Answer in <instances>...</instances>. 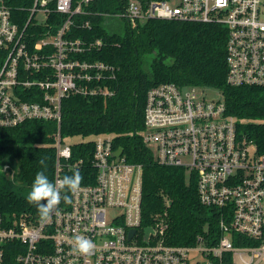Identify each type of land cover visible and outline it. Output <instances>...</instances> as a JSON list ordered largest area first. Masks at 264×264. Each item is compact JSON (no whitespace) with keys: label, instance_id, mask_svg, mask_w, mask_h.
<instances>
[{"label":"built area","instance_id":"obj_1","mask_svg":"<svg viewBox=\"0 0 264 264\" xmlns=\"http://www.w3.org/2000/svg\"><path fill=\"white\" fill-rule=\"evenodd\" d=\"M50 1L36 0L24 28L0 3V50L7 53L0 69V128L55 122V183L67 165L78 170L82 164H69L72 147L61 135L63 99L73 93L112 98L109 83L116 69L74 58L102 48V40L87 45L66 38L75 16L95 15L90 6L97 0L76 5L57 0L55 11L66 17L64 23L32 42L27 29L33 19L36 26L47 24ZM101 15L131 25L150 20L222 24L229 39L227 83L264 87V0H127L121 11ZM84 27L91 29V22ZM197 89L174 83L152 87L144 142L160 165L194 175L200 203L217 221L216 245H207L204 236L194 246L168 245V223L143 226L142 166L129 163L124 153L115 156V137L102 135L95 138L96 183L71 194L70 204L62 200L48 222L27 215L5 220L0 214V264H264V156L238 133V120L227 114L223 98L207 100ZM146 228L154 230L148 240ZM75 235L92 240L91 254L73 252Z\"/></svg>","mask_w":264,"mask_h":264},{"label":"trees","instance_id":"obj_2","mask_svg":"<svg viewBox=\"0 0 264 264\" xmlns=\"http://www.w3.org/2000/svg\"><path fill=\"white\" fill-rule=\"evenodd\" d=\"M56 1L47 5L51 12L45 26H36L34 19L29 25L27 32L33 35V43L50 29L57 32L64 23L66 17L55 11ZM80 1L74 0L73 4ZM126 1L97 0L90 6L95 15L75 16L66 35L87 45L102 40V48L76 54L74 58L81 62L102 61L116 69V78L109 83L115 91L112 98L73 93L62 101L63 141L93 138L71 145L69 164L82 161L78 169L83 177L81 186L95 184V138L113 135L115 148H123L126 160L143 169V226L155 227L158 221L168 223L165 234L168 245L194 246L201 236L207 238V245H216L217 221L211 217L212 211L200 203L194 175L189 176L182 168L160 165L154 151L144 142L147 93L163 83L219 90L227 114L238 120V133L251 142L258 155L264 156V87H232L227 83L229 39L222 24L150 20L131 25L117 19L107 21L101 15L121 11ZM35 2L0 0L10 8L12 20L22 28L31 19ZM88 21L91 29L84 27ZM6 58L7 53L0 50V69ZM57 133L55 122L37 120L14 128H0V214L5 220L24 215L39 217L37 206L29 204L26 196L15 189V182L2 172L5 162L12 156L17 159V179L28 188L42 170L54 183ZM41 159H45L46 169L39 164ZM75 171L67 165L61 176ZM236 245L241 244L236 242ZM246 245L254 244L247 240Z\"/></svg>","mask_w":264,"mask_h":264},{"label":"clouds","instance_id":"obj_3","mask_svg":"<svg viewBox=\"0 0 264 264\" xmlns=\"http://www.w3.org/2000/svg\"><path fill=\"white\" fill-rule=\"evenodd\" d=\"M39 164L46 169L45 159H41ZM82 180L83 177L78 170L72 175L63 176L55 183L49 180L45 171H38L26 194V201L37 206L41 222H48L53 214H58V206L62 200L65 204L71 203L69 194H75L79 191ZM94 247L92 240L83 235L73 237V252L75 254L87 256L91 254Z\"/></svg>","mask_w":264,"mask_h":264},{"label":"rangeland","instance_id":"obj_4","mask_svg":"<svg viewBox=\"0 0 264 264\" xmlns=\"http://www.w3.org/2000/svg\"><path fill=\"white\" fill-rule=\"evenodd\" d=\"M40 17V21H44V17L42 15H39ZM199 95H203L205 96V98H207V100H220L223 98L221 92L217 89H212V88H199L197 89ZM93 138H87V139H83L81 137H75V138H68L66 139L67 143L70 145L73 144H78L82 141L88 142V141H92ZM5 171V172H4ZM3 172L6 174V176L14 181L15 183V189L17 190V192L21 193L22 195L26 196L27 192L29 191L30 188H28L26 185H24L22 182H20L17 178L19 175V165H18V161L17 159L12 156L10 157L4 164L3 167Z\"/></svg>","mask_w":264,"mask_h":264},{"label":"water","instance_id":"obj_5","mask_svg":"<svg viewBox=\"0 0 264 264\" xmlns=\"http://www.w3.org/2000/svg\"><path fill=\"white\" fill-rule=\"evenodd\" d=\"M123 153H124V149L119 148L118 151H116L115 156L120 157ZM145 232H146V236H147L146 239L148 240L150 234L154 233V230H153V228H146Z\"/></svg>","mask_w":264,"mask_h":264}]
</instances>
